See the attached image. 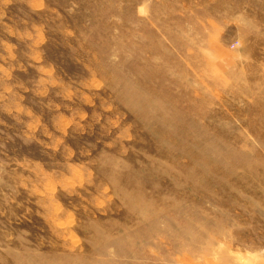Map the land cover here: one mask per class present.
Listing matches in <instances>:
<instances>
[{
  "label": "rangeland",
  "instance_id": "1",
  "mask_svg": "<svg viewBox=\"0 0 264 264\" xmlns=\"http://www.w3.org/2000/svg\"><path fill=\"white\" fill-rule=\"evenodd\" d=\"M0 264H264V0H0Z\"/></svg>",
  "mask_w": 264,
  "mask_h": 264
}]
</instances>
